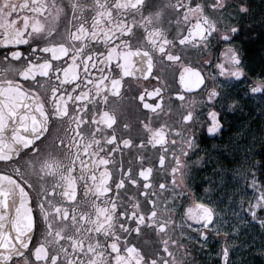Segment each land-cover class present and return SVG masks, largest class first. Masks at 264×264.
<instances>
[{
	"label": "snow or ice",
	"instance_id": "1",
	"mask_svg": "<svg viewBox=\"0 0 264 264\" xmlns=\"http://www.w3.org/2000/svg\"><path fill=\"white\" fill-rule=\"evenodd\" d=\"M261 5L251 23L264 27ZM250 11L249 0H0V264H196L227 224L223 198L249 189L264 229V159L232 138L202 149L194 134L212 105L208 138L223 139L241 79L264 98V68L250 78L234 42ZM149 146L168 170L158 186ZM213 161L197 196L192 166ZM231 251L225 239L223 264H243Z\"/></svg>",
	"mask_w": 264,
	"mask_h": 264
},
{
	"label": "flooded vegetation",
	"instance_id": "2",
	"mask_svg": "<svg viewBox=\"0 0 264 264\" xmlns=\"http://www.w3.org/2000/svg\"><path fill=\"white\" fill-rule=\"evenodd\" d=\"M251 4V11L247 14V17L244 20V24L246 25L238 35L235 36L234 42L239 44L242 51L245 55V63L247 64V68L251 69V72L248 73L250 78H254L258 74H260L261 69L264 68V27H261L259 23H251L252 21H258L260 17V13L262 11V5L261 0H249ZM251 24V26H249ZM223 46V45H221ZM0 55H3L2 49H0ZM193 66H196L193 64ZM247 71V69H246ZM179 67L177 66V69L175 70V79H173V73L169 72L168 74V86L173 88L179 87ZM155 81H153L154 83ZM249 81L241 79L239 83L235 84L234 87L231 88V98L238 101V105L233 108H227L225 105V110L227 112V115L224 116L225 121V131L221 134L223 139H209V134L206 131V114L212 105H207L203 107V112L199 116V120L197 124L195 125L194 134L197 138V144L200 148H208L212 145H221L229 142V139L234 136V133H237L241 130V128L244 125H247L248 128L252 129L253 126L261 131V136L259 138V142L255 148V154L253 155V159L257 155V150L259 149V143L263 140V134H264V123H262V119L264 118V115H260L259 109L264 107V98L258 93V94H247L246 85H248ZM167 95V93H166ZM202 95H204L203 92L200 90L193 91L189 99H191L193 96L199 100ZM199 109V105L197 106ZM219 110V105H217ZM175 119H179V117H175ZM201 122H203V128L201 127ZM189 133L193 134V126L190 124L188 126ZM172 137L169 136V140H171ZM178 139V138H177ZM243 140L241 137H239L236 140V143L241 145L243 147ZM160 148L157 146V148H152L149 146L148 149H146L145 154L150 159L157 161L156 169L154 170V177H153V183L157 186L159 185V182L161 179H164L165 172L168 171L167 169H161L158 165V156L160 154ZM202 155L201 152H196L195 155L189 156V161H194L198 156ZM243 153H241V156ZM250 158V157H249ZM127 160V157H126ZM253 162V161H252ZM221 163V161H213L212 163L208 164H201V165H193L192 166V176L193 179L190 180L189 186L193 188V190L196 192L197 196L202 195L203 189L206 186L205 183H200L202 178H207L211 172L218 166V164ZM0 167H4V165L0 164ZM117 167H119L117 165ZM197 169H203L202 171H197ZM117 179H119V176H117ZM170 179V176L168 177ZM195 185H199V187H195ZM115 186L113 185V188ZM136 191V189L129 188L127 189V194H132ZM140 191H143V188L141 187ZM124 194V193H122ZM220 193L217 191L215 193H211L209 195V198L213 201V203H216L217 196H219ZM141 202L143 203V199L141 198ZM187 204V202H185ZM226 205V202L223 198V202L220 203L218 207V213L223 216L224 220L227 221V224L223 228L220 237H216L215 234L209 237L208 239V246L207 248H199L197 247V253L195 256L196 264H223L222 260L220 259V250L223 244L225 243V239L227 240V243L232 248V251L230 252L229 259L231 261H235L237 257H241V253L239 252V245L237 242H235L233 236H232V228L231 225L233 222H236V216L226 214V210L224 209ZM181 212L183 209L180 210ZM230 218V219H229ZM179 219V217H178ZM223 231H227L230 233V235L227 238L223 237ZM195 243V242H194ZM244 259V257H243ZM245 263V260L243 262Z\"/></svg>",
	"mask_w": 264,
	"mask_h": 264
},
{
	"label": "rangeland",
	"instance_id": "3",
	"mask_svg": "<svg viewBox=\"0 0 264 264\" xmlns=\"http://www.w3.org/2000/svg\"><path fill=\"white\" fill-rule=\"evenodd\" d=\"M264 123V118L262 119ZM241 129H245L241 139L243 140V148L251 147L253 149L252 155L248 157L249 161H253V155L255 154V148L259 142L260 130L259 133H256L255 130L243 126ZM239 138V137H238ZM235 136H232V139L236 142L238 139ZM255 138V145H250L249 141ZM244 184V181H240V186ZM236 184H230L228 186L229 194L237 189ZM253 196V190L249 189L247 191H240L235 199L229 203L228 197L225 196L224 200L226 202L225 210L226 214L235 215L236 222H233L231 228L235 227L237 231L232 232V236L235 242L239 245V252L243 262L245 260L246 264H264V256H261L257 251L259 248L264 247V229L261 228L257 221H252L249 213L246 211L248 206L249 198ZM243 198V208L240 206V200ZM230 219V218H229ZM242 221H246L242 222ZM245 245L247 247H245Z\"/></svg>",
	"mask_w": 264,
	"mask_h": 264
},
{
	"label": "trees",
	"instance_id": "4",
	"mask_svg": "<svg viewBox=\"0 0 264 264\" xmlns=\"http://www.w3.org/2000/svg\"><path fill=\"white\" fill-rule=\"evenodd\" d=\"M264 47H262V49H263ZM245 127L247 126V125H244ZM253 130H255V132L256 133H259V129H258V127L256 126V128L253 126V128H252ZM264 135V134H263ZM260 136H261V131H260ZM262 143H264V136H263V140L259 143V149L257 150V155H256V157L253 159V162H255V161H260V160H262V159H264V157H262V155H261V144Z\"/></svg>",
	"mask_w": 264,
	"mask_h": 264
}]
</instances>
